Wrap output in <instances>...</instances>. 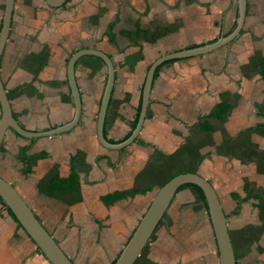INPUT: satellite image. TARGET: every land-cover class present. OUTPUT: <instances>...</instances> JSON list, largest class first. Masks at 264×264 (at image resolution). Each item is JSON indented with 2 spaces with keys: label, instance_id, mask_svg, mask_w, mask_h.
Returning <instances> with one entry per match:
<instances>
[{
  "label": "crops",
  "instance_id": "obj_1",
  "mask_svg": "<svg viewBox=\"0 0 264 264\" xmlns=\"http://www.w3.org/2000/svg\"><path fill=\"white\" fill-rule=\"evenodd\" d=\"M5 4L6 0H0V31ZM238 16L239 0H68L61 7H51L45 0H15L1 60V77L14 116L34 131L69 122L75 104L68 61L79 49L98 48L112 58L116 75L105 135L110 142H121L135 127L150 65L163 54L227 35ZM260 59H264V0H247L239 37L211 53L170 60L159 69L140 135L117 150L103 146L97 135L107 65L97 56H82L76 63L83 101L79 124L68 133L38 139L8 129L0 150V176L32 201L33 211L75 264L94 262L105 251L109 254L110 231L118 235L126 230L111 264L161 185L187 169L209 179L217 190L237 264H264ZM225 102L228 109L219 118ZM25 155L30 156L29 162ZM72 162L80 192L111 181L113 190L100 192L94 205L98 210L99 202L114 207L115 220L92 210L81 220L72 206L79 194H47L49 180L69 176ZM139 190L144 192L104 200L115 191ZM179 194L198 201L191 187L180 190L175 198ZM125 203L131 204V219L119 215ZM67 207L69 217L66 213L67 219L54 220ZM186 209L198 211L201 224L193 226L195 219L185 216L182 231L168 232V209L135 264H221L209 210L200 201ZM178 241L190 248L176 247ZM0 264H52L1 199Z\"/></svg>",
  "mask_w": 264,
  "mask_h": 264
},
{
  "label": "water",
  "instance_id": "obj_2",
  "mask_svg": "<svg viewBox=\"0 0 264 264\" xmlns=\"http://www.w3.org/2000/svg\"><path fill=\"white\" fill-rule=\"evenodd\" d=\"M45 1L51 7H61L64 6L68 0ZM14 7L15 0H6L4 19L0 31V103L2 108V116L0 119V150L8 129H12L17 134L26 138H39L68 133L79 124L82 115L83 101L76 77V63L85 55H94L101 58L108 68V78L97 119V135L99 142L109 149H124L132 144L141 133L147 118L157 69L166 61L208 54L231 43L241 35L247 16V0H239V16L235 28L230 33L222 35L214 41L170 52L158 57L148 69L142 92L141 109L134 129L126 139L121 142L113 143L110 142L105 135V126L115 85V65L112 58L106 52L98 48L79 49L72 54L68 61V81L75 104L74 116L69 122L44 131H34L23 127L14 116L10 98L1 77V60L11 30ZM186 184L199 186L205 195L219 249L221 264H237L235 249L227 223V216L217 190L209 179L195 172L178 173L161 186L131 237L122 248L114 264H135L163 220L175 196L178 194L181 187ZM0 199L5 207L12 211L24 230L52 264H75L17 188L2 176H0Z\"/></svg>",
  "mask_w": 264,
  "mask_h": 264
},
{
  "label": "rangeland",
  "instance_id": "obj_3",
  "mask_svg": "<svg viewBox=\"0 0 264 264\" xmlns=\"http://www.w3.org/2000/svg\"><path fill=\"white\" fill-rule=\"evenodd\" d=\"M218 49H216V50H218ZM43 137H49V136H43ZM39 138H42V137H39ZM36 139H38V138H36ZM112 188H113L112 183H111V181H109L105 184L94 185L92 187H89L85 191L80 192L79 193V200L72 205L73 209H74L73 211L75 212L77 217L80 218L81 220H85L88 218V216L90 214L97 213V214L106 215V216L109 215L112 220H115L116 219V216H115L116 210L114 207H110V206L103 205V204L101 205V203L99 202L101 207L98 210L96 208V206L94 205L95 204L94 202L96 201L95 199L97 198L96 196L99 195L100 192H104V191L107 192L109 190H113ZM24 198L26 199V201L28 202L29 205H30V202L32 204V201H29L28 198H26V197H24ZM193 199L200 201L197 194L195 195V197H193ZM198 201H192V197L190 195H187V194H179L178 197H176L174 199L173 204H171L172 206H170L171 208H169L171 210H169L168 214L166 215V219H165V221L170 226V229L168 232L176 231V230L182 231V229H183L182 223H184L185 216H187V217L192 216L195 219V221L193 222V226L194 225L199 226L201 224L199 222L200 221L199 220L200 213H198V211L196 212L193 210L192 211L189 210L188 212H186L187 207H192L193 205H197ZM96 203L98 204V202H96ZM57 204H60V203H57ZM200 205H201V202H200ZM61 206H63V205H61ZM130 206H131L130 203H125V206H124L125 209H122L120 211L119 215H126L127 218L131 219L132 215L129 212ZM64 208H66V206H64ZM68 209H69V207H67V211L65 213L63 212L62 216L54 218V220H56V219H62V220L67 219L69 217V214H68L69 210ZM91 210L93 211V213H91ZM66 213H67L68 217L65 215ZM196 218L198 220H196ZM125 231L126 230H122L121 233H119L118 235H115L114 231L113 232L110 231L111 242H110V246L108 247V250L110 253L108 254V252L105 251L104 252L105 255H103L106 258L108 257V259L103 258V256L101 255L102 257L97 256L96 257L97 260H95L94 262L93 261L88 262L87 264H108L109 260L115 255V254H113V251L116 250V248H118V247H115L118 243V240L120 241L121 237H123L126 234ZM169 236L171 238H174V237H176V234L170 233ZM177 244L178 245H175V246L179 247L180 249L181 248H190V247H181L179 241L177 242ZM99 248H101V246H99ZM189 253H190V251H189Z\"/></svg>",
  "mask_w": 264,
  "mask_h": 264
},
{
  "label": "trees",
  "instance_id": "obj_4",
  "mask_svg": "<svg viewBox=\"0 0 264 264\" xmlns=\"http://www.w3.org/2000/svg\"><path fill=\"white\" fill-rule=\"evenodd\" d=\"M167 62H170V61H166L165 63ZM163 63L158 69H157V72H156V75L159 71V69L165 64ZM257 67H258V70L261 74V76L264 78V59H260L258 62H257ZM223 104V107H225L224 111H221L219 112V118H222V115L227 111L228 109V105H227V102L225 103H222ZM140 109H141V106H140ZM140 109H139V112H140ZM138 117H139V114L137 116V120H138ZM137 123V121H136ZM136 125V124H135ZM27 149H25V152H26ZM25 162H29L30 161V156H27L25 155ZM187 169H183V170H180L178 171L177 173L173 174L170 178H172L174 175L178 174V173H181V172H185ZM168 179V180H169ZM168 180H166L162 185H164ZM161 185V186H162ZM187 187H191L193 188V190L196 192V194L198 195L199 197V200L200 202L203 203V205L208 209V203H207V200L205 198V195L202 191V189L197 186V185H193V184H186L184 186L181 187L180 190L184 189V188H187ZM47 194H49V196L51 197H60L62 195H65V194H79L80 192V181H79V174L76 170V167L74 165V162H72V168H71V173L69 176L67 177H54L52 179L49 180V182L47 183ZM179 190V191H180ZM138 192H144V191H131V192H120V191H115L113 193H109L105 196L104 200L105 202H110L111 200L113 199H120V198H123V197H126V196H129V195H134ZM3 203V202H2ZM4 204V203H3ZM5 206V205H4ZM7 210L9 211V213H11L13 216L14 214L12 213V211L7 208ZM15 217V216H14ZM21 225V224H20ZM22 226V225H21ZM116 261L113 260V262L111 264H114Z\"/></svg>",
  "mask_w": 264,
  "mask_h": 264
},
{
  "label": "flooded vegetation",
  "instance_id": "obj_5",
  "mask_svg": "<svg viewBox=\"0 0 264 264\" xmlns=\"http://www.w3.org/2000/svg\"><path fill=\"white\" fill-rule=\"evenodd\" d=\"M68 2V1H67Z\"/></svg>",
  "mask_w": 264,
  "mask_h": 264
}]
</instances>
